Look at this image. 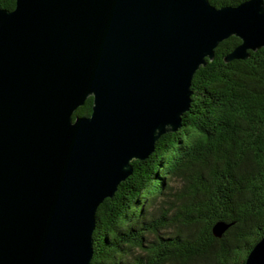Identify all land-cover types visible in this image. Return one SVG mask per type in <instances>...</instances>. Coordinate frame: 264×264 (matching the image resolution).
Instances as JSON below:
<instances>
[{
    "label": "water",
    "instance_id": "obj_1",
    "mask_svg": "<svg viewBox=\"0 0 264 264\" xmlns=\"http://www.w3.org/2000/svg\"><path fill=\"white\" fill-rule=\"evenodd\" d=\"M230 37L225 63L264 48V0L0 9V264H90L98 207L180 129L193 76ZM89 98L90 115L74 116ZM243 264H264V236Z\"/></svg>",
    "mask_w": 264,
    "mask_h": 264
},
{
    "label": "trees",
    "instance_id": "obj_2",
    "mask_svg": "<svg viewBox=\"0 0 264 264\" xmlns=\"http://www.w3.org/2000/svg\"><path fill=\"white\" fill-rule=\"evenodd\" d=\"M248 0H208L235 7ZM15 0H0L13 10ZM223 41L193 76L191 104L97 209L90 264H243L264 236V48L225 63ZM91 99L74 113L87 116ZM228 228L220 238L214 224Z\"/></svg>",
    "mask_w": 264,
    "mask_h": 264
},
{
    "label": "flooded vegetation",
    "instance_id": "obj_3",
    "mask_svg": "<svg viewBox=\"0 0 264 264\" xmlns=\"http://www.w3.org/2000/svg\"><path fill=\"white\" fill-rule=\"evenodd\" d=\"M89 99H91V105H90V108H91V106H92V98H89ZM85 105V104H84ZM83 107V106H82ZM91 113V112H90ZM90 115V114H89ZM89 115H87V116H84V117H88Z\"/></svg>",
    "mask_w": 264,
    "mask_h": 264
}]
</instances>
